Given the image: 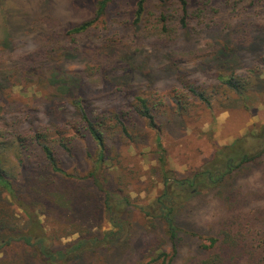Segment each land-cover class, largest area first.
Listing matches in <instances>:
<instances>
[{
    "label": "rangeland",
    "instance_id": "374dc122",
    "mask_svg": "<svg viewBox=\"0 0 264 264\" xmlns=\"http://www.w3.org/2000/svg\"><path fill=\"white\" fill-rule=\"evenodd\" d=\"M99 1L4 0L0 5V77L4 79L0 80V160L5 173L14 180L24 167L38 164L47 172L42 180L50 182L52 170L34 139L41 132L64 177L84 178L96 171L99 181L110 188L100 198L98 212L85 218L68 211L69 191L56 183L44 196L22 193V203L0 189V264L39 262L30 245L19 239L26 228V208L43 225L44 245L54 258L61 248L75 243L85 251V264H162L160 253L171 256V243L161 222L145 214L164 189L158 138L166 150L168 169L185 177L209 160L217 147L264 125V45L262 54L244 51L251 35L264 40V0H200L199 5L189 0L186 26L181 23L180 0H148L139 28L134 24L137 0H109L96 18ZM161 11L168 18L166 27ZM88 21L93 23L87 29L69 33ZM240 37L244 43L237 42ZM221 46L232 56L239 53L238 64L216 58ZM28 57H35L31 65ZM219 70L238 74L247 99L218 80ZM64 75L93 85L96 96L87 102L94 115L126 107V97L133 94L146 96L160 132L131 111L123 122L107 117L106 158L97 165L99 147L78 128L71 101L80 89L70 86L61 117L57 119L51 110ZM104 77L123 78L129 92L113 91L104 85ZM262 171L256 168L237 180L245 193L256 196L233 211H227L216 190L205 187L184 204L179 217L202 232L219 231L228 220L234 221L235 229L247 231L231 237H241L249 247L238 264H254L262 250L264 233L257 232L264 227ZM10 232H15V239L6 242ZM201 244L198 237H183L171 264H214L215 256L222 254L220 243L209 251ZM78 254L79 250L65 253L56 264H76L71 259Z\"/></svg>",
    "mask_w": 264,
    "mask_h": 264
},
{
    "label": "trees",
    "instance_id": "16d2710c",
    "mask_svg": "<svg viewBox=\"0 0 264 264\" xmlns=\"http://www.w3.org/2000/svg\"><path fill=\"white\" fill-rule=\"evenodd\" d=\"M3 1L4 0H0V5ZM108 1L109 0H100L97 3L98 8L96 11V18L104 13ZM193 1L198 5L201 4L200 0ZM147 2L148 0H137L136 2L134 19L136 28H139L138 25L146 15ZM191 5L192 3L189 0H180L179 9L183 26H186V18L190 14ZM160 18L164 21V27H166L165 21L168 18L163 11H161ZM92 23L93 21L85 22L69 30V33L81 32L91 26ZM250 37L251 39L248 41L244 51L251 52L252 54H262L264 40L261 38H254L252 35ZM237 42L244 43L245 40L240 37ZM242 48V46L237 47L238 50H241ZM215 56H217V59L225 58V61L237 64V59L241 58L239 53L232 56L225 46H221ZM34 60L35 57L34 59L32 57L27 58V62H29L30 65ZM25 67L27 66L24 65V68ZM234 72L235 71L230 75H227L223 73L222 70H219L217 73L218 80L236 92L243 99H247L237 80L238 74H235ZM104 78H106L104 79V85L111 89L113 88V91L129 92V89H127L128 84L123 81V78ZM0 80L4 81L2 77H0ZM70 86H75L81 91L80 95L73 98L71 101L76 110L75 117H77V121L79 122L78 128L85 131L99 147L96 161L97 165L104 162L106 158L104 130L106 129L108 122L107 117L111 116L113 117V121L117 120L118 122H123L121 119L128 116L131 111V113L133 112L145 120L150 128L156 130L157 134L160 132L156 124V116L149 103V99L146 96L133 94V97H126L129 99L126 107L124 106V108L121 109L117 108L116 110H109L108 112H112L111 115H109L107 111L106 113L104 112L102 114L94 115L90 104L87 102V99L96 96V91L93 85L83 79L72 80V78L68 77L61 79L57 86L61 93H58V96H56L57 98L50 102L51 110L57 119L62 115L60 109L64 108L67 100L66 93L69 91ZM104 90H106V88ZM191 91H193L200 100L208 105L210 104L208 98L202 93L196 92L193 88ZM126 108L128 109L127 111H125ZM34 139L38 143L48 166L52 170L51 180L53 183L51 180L48 183H46L44 179L42 180L41 177L43 175L46 176L47 172H42V168L41 166H38V164H30L26 168L24 167L21 177L13 180L5 173L0 160V189L10 194L16 203H22V193L26 192L30 195L38 194L44 196L45 194H48L47 192L49 191L50 186L56 183L55 185L57 188L61 187L69 191L70 208H68V211L71 210L74 215H77L80 218H85L86 215L91 214L94 211L98 212L100 198L104 196V194L108 195L110 188H108V186L106 187L103 182L99 181L97 172H90L84 178L79 177L70 179L64 177V173L58 165L55 151L47 141L45 134L37 132ZM250 142L253 143L252 147L248 145ZM156 154L159 171L164 179V189L156 198L152 211L146 210L145 214L147 216H152L161 222L164 234L167 240L171 243V256L165 251L160 253L162 264H171V262L178 256L180 242L185 236L200 238L202 241L201 248L205 251L216 248L220 243L222 254L215 256L216 259L214 264H238L239 258L243 257L245 254L244 251L248 245L242 242L241 237H239L238 240H234L231 237L233 234L237 236L245 235V232L247 231H241L238 228L235 229L233 227L234 221L228 220V222H226L227 224L225 223L226 226L219 228V231L211 229L210 231L202 232V228H197L192 224L186 225L180 221L179 217L183 216L184 204L192 200L198 194H201V191L205 187L216 190L215 194L218 195V198L228 212L233 211L235 207L242 202H247L251 197L256 196L255 193H245L243 186L237 185V180L247 172H251L256 168L263 170L262 172L264 175V125L253 126L245 135L236 138L233 143L217 147L212 157L204 162L203 165L190 176H178L174 171L168 169L166 150L160 138H158L157 141ZM107 198L108 196L105 198L106 201ZM106 201H104V203ZM107 205L108 202H106V206ZM25 213L27 216L26 228L21 234L19 231H17V233L20 234L19 239L24 241L27 245H30L35 257L39 260L38 263L32 261L28 264H56V262L60 260V257L65 255V253L68 254L77 250H79V254L71 259V261H76V264H85L83 263L85 251L80 249V244L75 243H72L69 247L61 248L57 251L60 256L54 258V254L47 252L48 250L45 248L44 242L47 238L42 235V233H44L43 225L35 219L31 209L26 208ZM257 232H259V234L264 233V227L260 226ZM0 233H2L1 229ZM14 233L10 232L7 234L8 239L5 241L8 242L14 240ZM221 233L224 234V239H221ZM107 234L108 236L110 234L113 235L112 232H107ZM10 236L11 238H9ZM1 238H4V236ZM229 239L232 240L228 241ZM5 241L3 240V243H5ZM261 248L262 250H260V252L257 251L259 258L253 259L254 264H264V242L261 243ZM256 254H252L253 257H256Z\"/></svg>",
    "mask_w": 264,
    "mask_h": 264
}]
</instances>
